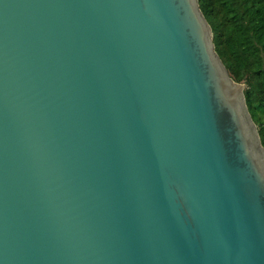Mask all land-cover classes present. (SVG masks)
<instances>
[{
  "label": "water",
  "instance_id": "95a60500",
  "mask_svg": "<svg viewBox=\"0 0 264 264\" xmlns=\"http://www.w3.org/2000/svg\"><path fill=\"white\" fill-rule=\"evenodd\" d=\"M198 0H0V264H264V147Z\"/></svg>",
  "mask_w": 264,
  "mask_h": 264
},
{
  "label": "trees",
  "instance_id": "16d2710c",
  "mask_svg": "<svg viewBox=\"0 0 264 264\" xmlns=\"http://www.w3.org/2000/svg\"><path fill=\"white\" fill-rule=\"evenodd\" d=\"M198 5L229 74L245 84L246 105L264 147V0H198Z\"/></svg>",
  "mask_w": 264,
  "mask_h": 264
},
{
  "label": "rangeland",
  "instance_id": "374dc122",
  "mask_svg": "<svg viewBox=\"0 0 264 264\" xmlns=\"http://www.w3.org/2000/svg\"><path fill=\"white\" fill-rule=\"evenodd\" d=\"M239 82V81H238ZM241 83H244V82H241Z\"/></svg>",
  "mask_w": 264,
  "mask_h": 264
}]
</instances>
